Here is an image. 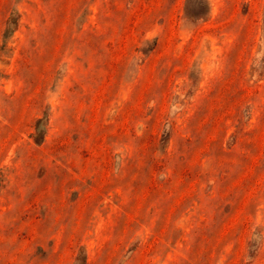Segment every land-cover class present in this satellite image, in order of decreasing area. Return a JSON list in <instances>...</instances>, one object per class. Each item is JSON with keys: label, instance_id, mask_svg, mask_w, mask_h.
Returning a JSON list of instances; mask_svg holds the SVG:
<instances>
[{"label": "rangeland", "instance_id": "374dc122", "mask_svg": "<svg viewBox=\"0 0 264 264\" xmlns=\"http://www.w3.org/2000/svg\"><path fill=\"white\" fill-rule=\"evenodd\" d=\"M0 264H264V0H0Z\"/></svg>", "mask_w": 264, "mask_h": 264}]
</instances>
